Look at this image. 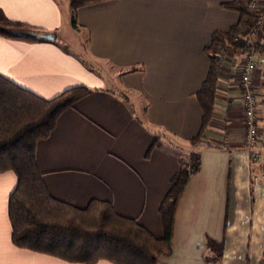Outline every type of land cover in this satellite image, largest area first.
I'll list each match as a JSON object with an SVG mask.
<instances>
[{
  "label": "crops",
  "instance_id": "0c3cea01",
  "mask_svg": "<svg viewBox=\"0 0 264 264\" xmlns=\"http://www.w3.org/2000/svg\"><path fill=\"white\" fill-rule=\"evenodd\" d=\"M227 1L98 0L77 6L74 27L85 39L82 52H76L63 47L54 31L63 23L61 6L69 8L67 0H0L8 18L55 34L54 40L37 41L0 36V74L45 98L71 86L91 88L59 113L49 134L35 145L36 163L51 195L77 206L92 197L109 200L116 212L161 235L157 207L177 167L172 150L200 124L194 92L208 67L203 46L212 31L237 20L235 10L221 5ZM238 60L229 48L217 72L207 134L223 143L198 148L199 167L176 203L171 250L156 264H263L264 183L250 186L261 168L238 142L244 127ZM91 62L116 76L114 89L103 85L101 70ZM132 65L138 69L127 71ZM262 81L258 73L260 120ZM155 139L169 151L155 145L145 156ZM259 141L255 146L264 150L263 135ZM15 181L11 170L0 172V264H114L106 259L69 262L15 246L7 219V197ZM208 239L219 244L216 260Z\"/></svg>",
  "mask_w": 264,
  "mask_h": 264
},
{
  "label": "trees",
  "instance_id": "16d2710c",
  "mask_svg": "<svg viewBox=\"0 0 264 264\" xmlns=\"http://www.w3.org/2000/svg\"><path fill=\"white\" fill-rule=\"evenodd\" d=\"M95 1L98 0H67L73 27L76 25L75 8ZM221 5L235 10L237 20L227 29L212 31L209 42L203 46L208 67L200 87L194 92L201 109L200 124L193 136L184 139L182 146L176 145L177 167L157 207L160 236H155L135 217L116 212L109 200L92 197L83 206H77L54 197L44 184L35 159V145L49 134L59 113L91 88L71 86L45 98L0 74V172L11 170L16 177L7 197L10 240L15 246L79 263L106 259L114 264H156L159 257L169 254L176 203L186 181L199 167L198 148L223 143V140H209L207 134L215 108L219 55L228 47L249 48L245 34L257 20L247 2L230 0ZM19 30L43 29L8 18L0 8V36L42 40L20 35ZM258 45L264 46L253 42L254 48ZM136 67L132 65L127 71L138 69ZM161 142V139L153 140L145 156ZM178 151L184 152V160ZM249 182L251 186V179ZM249 196L252 197L251 187ZM207 246L214 254L211 259H218L219 244L208 239Z\"/></svg>",
  "mask_w": 264,
  "mask_h": 264
},
{
  "label": "built area",
  "instance_id": "2783aa9c",
  "mask_svg": "<svg viewBox=\"0 0 264 264\" xmlns=\"http://www.w3.org/2000/svg\"><path fill=\"white\" fill-rule=\"evenodd\" d=\"M247 5L249 10L257 16L256 22L245 34L249 48L245 50L239 48L234 49L231 47L224 49L219 55L218 68L222 58L229 48L234 50V52L238 55L241 54L237 62V67L238 84L242 105L241 115L244 127L239 136L238 142H240L243 148L247 151L250 162L257 164L261 168L258 173L252 175V183H264V150L259 148L253 149V144L260 140L263 130L260 123L261 120L257 112L258 100L256 81L259 68L253 57V42L256 41V36L264 31V0H247Z\"/></svg>",
  "mask_w": 264,
  "mask_h": 264
},
{
  "label": "rangeland",
  "instance_id": "374dc122",
  "mask_svg": "<svg viewBox=\"0 0 264 264\" xmlns=\"http://www.w3.org/2000/svg\"><path fill=\"white\" fill-rule=\"evenodd\" d=\"M61 8L64 10V15H63V23H61L60 27H58L57 29H55V33H56V40L65 48H68L71 51H76V52H82V47L84 44V33L80 30V29H76L75 27H73L70 23V9L68 8V6H66L65 4L63 6H61ZM255 38V36H254ZM264 45V32L261 34V38H260V42ZM81 56H83L82 53H80ZM241 55V54H240ZM238 55V56H240ZM253 57L256 60L257 66L259 68V74L262 77V82L263 85L261 86V96L264 98V46L263 48L261 46H257L254 48V52H253ZM96 65L98 66L99 70H101L102 73V83L105 87L107 88H115V81H116V76H113V74L111 73L110 69L108 67H99L98 64H93L91 62V66L92 67H96ZM260 94V93H259ZM137 105H139L138 102H136ZM140 107V105H139ZM263 121H264V116L262 114L261 117V125L263 127ZM262 135L264 136V130H262ZM261 143L259 140L256 141L253 144V149H258L259 146H255L256 144ZM170 145H172V143H170ZM160 148H164L167 149L169 148V146H166L165 143L163 145V142H161V145L159 146ZM168 150V149H167ZM169 151V150H168ZM175 152H177V150H172ZM180 152L182 155V159H185V155L184 152L178 151ZM176 156V153H175ZM177 159V157H176ZM264 264V261H263Z\"/></svg>",
  "mask_w": 264,
  "mask_h": 264
},
{
  "label": "water",
  "instance_id": "95a60500",
  "mask_svg": "<svg viewBox=\"0 0 264 264\" xmlns=\"http://www.w3.org/2000/svg\"><path fill=\"white\" fill-rule=\"evenodd\" d=\"M20 35H25L32 38H40L44 40H54L55 34L49 30H19L17 31Z\"/></svg>",
  "mask_w": 264,
  "mask_h": 264
}]
</instances>
